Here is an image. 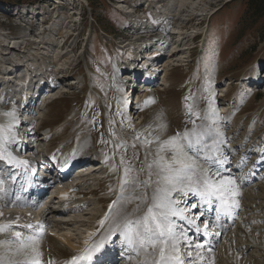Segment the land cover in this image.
<instances>
[{
    "label": "rangeland",
    "instance_id": "rangeland-1",
    "mask_svg": "<svg viewBox=\"0 0 264 264\" xmlns=\"http://www.w3.org/2000/svg\"><path fill=\"white\" fill-rule=\"evenodd\" d=\"M17 1L0 0V40L9 41L11 46L42 38H56V42L42 45L37 52L29 48L26 57L19 55L18 50L13 52L14 59L19 55L22 60H31L21 71L33 68L36 77L26 88L17 85L24 75L14 74V68L8 75L0 74V79L11 82L0 87L3 130L0 134L20 137V132L30 130L33 133L28 144L30 155L37 153L48 162H63L75 151L77 143L83 141L86 148L80 155L88 153L89 158L86 167L76 169L75 175L81 177L87 173L82 177L90 180L68 191L71 197L87 204L85 210L56 216L58 213L52 211L58 209V193L65 188L55 184L34 207L26 209H19L5 196L6 201L0 207V225H10L13 231L26 234L25 221L36 222L42 217L38 225H43L45 231L57 239L60 235L69 237L83 249L84 240L88 241L97 232L100 220L110 213L109 206L113 207L112 203L101 205L98 200L110 193L114 201L118 200L126 170H130L129 178L133 173L140 177L136 186L143 188L142 194L148 196L149 189L143 182L149 178L148 165L156 167L154 161L158 159L161 144L178 134L181 138L186 133L191 135L192 129L203 125L208 131L204 140L217 141L222 150L228 149V154L223 156L228 168L221 176L233 179L237 191H241L235 197L241 194L243 198L239 216L231 215L236 219L229 231L231 237L226 241L220 238L219 244L215 242L213 254L227 264H264V17L247 20L246 0H180L179 4L191 7L182 13L178 9H164L145 14L147 9L152 10L145 4L136 14L139 21L131 19L134 6L119 0H95L90 5L86 0H20V4ZM25 5L36 8L39 16L31 21L37 23L36 28H29L19 18L18 7ZM58 5L66 6L59 11L72 16L71 22L63 24L57 20L41 24L45 15L55 16L57 12L52 9ZM189 16L194 20L184 28ZM44 26H52L55 31L42 35ZM101 27L107 34L101 32ZM170 28L177 29V36L170 34ZM139 37L152 40L138 43L134 50L126 46ZM64 39L67 41L63 45ZM173 50L177 51L176 56L171 55ZM63 53L65 57L55 59ZM59 70L65 72L59 74ZM149 79L154 86L150 90L131 88L130 83H147ZM35 83L44 87L38 101L37 88L34 92L31 89ZM1 88L10 92L2 94ZM131 91L132 95L144 98L143 102L129 106L127 95ZM52 101L56 103L47 109ZM126 106L128 111H123ZM10 112L15 114L14 118L7 115ZM158 121L163 122V130L169 128L161 139L155 138L156 128L160 131L156 127ZM21 139L26 142L25 135L21 134ZM180 143L186 141L181 139ZM167 149L159 155L170 159L172 153ZM189 154L196 155L191 150ZM134 158L139 166L133 162ZM2 160L0 173L5 168ZM10 173L5 184L15 177V171ZM151 180L156 181L157 176L152 174ZM243 180L250 182L243 186ZM100 187L106 190L97 193ZM155 187L152 183V188ZM92 189L95 193L89 194ZM81 192L86 193L81 196ZM181 201L179 207L187 210L184 200ZM198 213L199 210L194 216ZM189 217L194 220L193 216ZM72 219L87 223L70 224ZM10 236L0 233V241L11 239ZM117 241L121 250L122 241L120 238ZM195 243L198 242L191 243L193 247ZM203 247L201 252L210 249ZM195 248L196 253L190 249L193 255L198 252ZM181 250L185 252L184 248ZM0 251V256L6 254L7 246L0 247ZM128 252H117L114 260L106 264H123L120 262L123 254L128 255L125 264H133L134 257L139 259L135 253ZM72 254L64 246L52 262L65 264ZM185 258L189 259L186 254Z\"/></svg>",
    "mask_w": 264,
    "mask_h": 264
},
{
    "label": "snow or ice",
    "instance_id": "snow-or-ice-1",
    "mask_svg": "<svg viewBox=\"0 0 264 264\" xmlns=\"http://www.w3.org/2000/svg\"><path fill=\"white\" fill-rule=\"evenodd\" d=\"M8 116L13 117V112L7 113ZM3 130H0L2 133ZM204 132L193 131L191 135L185 134L182 138H170L164 144H161L157 157L154 161L157 171V180L154 181L156 187L154 188L150 203L149 197L145 194L141 201L147 204L146 211L142 215L130 218L131 214L120 216L114 221V224L109 226L108 235L102 236L98 241H86L84 247L78 255L72 257L71 264H102L101 257L103 251L106 249V242L111 239L112 234L119 230L120 236L123 238L122 243L135 252L136 255L143 256L139 264H197L201 258L197 252L195 258L188 260L185 258V253L181 250V244L187 241L186 232L179 229L173 217L186 221L189 225L195 223L185 214V209L176 206V200L172 198L173 192H180L187 195L192 193L199 197L203 204L211 207L213 203L216 204L217 218L221 214H231L230 209L235 206L238 207V201L234 199L238 195L235 181L228 177L221 176L219 168L213 169L212 164L216 162L214 154L217 149V141H213L211 145L205 143ZM183 139L186 143H180ZM6 141L2 134H0V160L4 159L3 148ZM151 143V141H148ZM199 146V147H197ZM165 148L170 149L172 155L170 159H165L159 153ZM189 150L195 152L196 155H190ZM200 152L204 155L201 156ZM8 162L12 163L14 158L10 155L7 157ZM26 163V162H18ZM149 169L152 165H148ZM130 170H126L125 175ZM152 173L149 172L148 181L143 182V186L148 188L153 181L151 180ZM4 181L0 180V185ZM135 184L134 180L125 179L121 188L123 190L124 184ZM0 191L3 188L0 187ZM114 201L116 204L119 202ZM127 199V198H124ZM111 214L112 205L109 206ZM191 208H197V204H192ZM140 206L134 209V212H139ZM200 215L195 219H200ZM119 216V213L117 214ZM107 219V215L105 217ZM105 220H101L100 224L103 226ZM208 222L204 221L205 229L208 228ZM25 227L31 228L32 225ZM39 229H43V225H39ZM197 233L200 232L199 227L196 228ZM0 233H10L11 239L0 241V247L7 246L10 258L5 259L0 257V264H43L41 253L36 246V237L33 234H24L20 231H13L10 225H0ZM188 242V247L191 248V241ZM196 249H200L203 245L197 243ZM20 256L22 259H14L11 257ZM188 257H193L191 251L187 252ZM51 264V262H50Z\"/></svg>",
    "mask_w": 264,
    "mask_h": 264
},
{
    "label": "bare ground",
    "instance_id": "bare-ground-1",
    "mask_svg": "<svg viewBox=\"0 0 264 264\" xmlns=\"http://www.w3.org/2000/svg\"><path fill=\"white\" fill-rule=\"evenodd\" d=\"M119 1H122V3H126L128 5H133V10L132 12H130V16H131V19H135L137 21H139L138 17L136 14H139V12L141 11L142 7L146 4L148 8H151L152 10L150 9H147L146 13L145 14H149V13H153V12H159V10H170V9H178V13H182V12H188L187 10H190L191 7H189V4L188 5H185V4H179L180 0H119ZM134 2H136V4L134 5ZM153 4H156V8L154 7ZM66 6L63 5V7L61 6H54L53 7V11H56L57 13H55V16H46L44 17L43 21L41 24H48V23H51V22H55V21H60L61 23H70L71 22V18L72 16H67L65 15L64 12L59 11V9H65ZM193 8V7H192ZM58 9V10H57ZM67 10V9H66ZM65 11V10H64ZM160 13V12H159ZM40 14V13H39ZM61 15H64V19H60ZM28 13L26 15H23L22 17L19 16V18H23L22 21L25 22L26 19L28 18ZM38 14L36 15V17H33V19L35 18H38ZM162 17V15H161ZM190 17V16H189ZM160 18V16H159ZM158 18V19H159ZM194 20L193 17H190L187 22H185V26H183L184 28L187 27L188 23H191L192 21ZM37 21V20H36ZM27 26L29 25V23H25ZM37 26V23H30L29 27L32 29V28H36ZM172 29V28H171ZM174 30V29H172ZM55 31V29L50 26L48 28H43L41 33L42 35L44 34H47V33H53ZM143 32L145 30H142ZM60 32H57V34L59 35ZM171 33V32H170ZM174 33H177L178 32H174ZM172 34V33H171ZM194 37V36H193ZM146 40H152L150 38H142V37H139L137 38V40H135V42H131L129 43L128 45V48L131 49V50H134V49H137V47L139 46L138 43H142L144 44ZM67 39H64L63 41V45L66 43ZM53 42H56V38H53V39H39V40H35L34 42H29V41H26L25 43L23 44H20V45H10V42L7 41V42H3L0 40V74H4V75H8L10 74V69H15V72L14 74L18 75L19 73H21V70L24 68V66L26 65H30V59H26V60H22L21 57L19 56L20 53L26 57V55L29 54L28 52V49H33L35 50V52H37L39 50V48L42 46V45H45V44H48V43H53ZM151 42V41H150ZM141 47V46H140ZM29 49V50H30ZM152 48H150L149 50L147 51H150ZM184 48H182L183 50ZM186 49V48H185ZM16 50L19 51V55L16 56V57H19V58H16L14 59V56L13 54L16 52ZM22 50V51H21ZM27 51V52H25ZM14 52V53H13ZM67 53V52H66ZM66 53H63L61 54V56H56L55 59L57 58H62V57H65L66 56ZM147 53V52H146ZM171 55H177V51L176 50H173ZM38 56V55H36ZM31 57V56H30ZM42 59V58H41ZM44 59V58H43ZM54 59V60H55ZM47 60V59H46ZM62 69V68H60ZM61 72H65V70H59V74ZM53 75L52 77L54 76V71L52 72ZM35 72L33 70V68H31V70H29L27 72V74L24 75V77L18 81L17 85L20 86V87H24L27 85L28 83V80L30 79L32 81V79H34L36 77V75H34ZM23 76V75H22ZM135 77L132 78V81H135L134 80ZM1 78L0 79V87L1 86H6L8 84H10L11 82L9 80H5ZM37 83L35 84H32L31 85V89L32 91L34 92V90L37 88V91L39 93V95L37 96L36 100L38 101L39 98H40V95L44 92V87L43 85H38L36 86ZM132 84V86L134 85V82L130 83ZM137 84H140V86H138ZM135 88L137 89H141V91H148L150 90L151 88H153V84H152V81L151 79L148 80L147 83H137ZM6 92H10L9 89L7 88L6 89ZM132 92L131 91V95L127 96L128 97V101H130V104L131 106L133 105V103L135 102H143L144 98H138V96L135 95H132ZM224 92H227V90H224ZM37 94V93H36ZM146 94V93H145ZM144 95V94H142ZM141 95V96H142ZM33 97V96H32ZM30 99V98H29ZM41 99V98H40ZM32 100V99H31ZM13 101V100H12ZM35 101V103L37 102ZM55 101V100H54ZM56 102H51L50 105H48L46 108L47 109H50L49 106H51L52 104H54ZM28 105V104H27ZM128 106V105H127ZM127 106L125 107V109H127ZM26 107V106H25ZM25 107H22L21 109H25ZM125 111V110H123ZM43 115V114H42ZM173 121V120H172ZM162 121H158L156 123V127H159L160 128V131L156 128V130L158 131L157 135L155 136V138L157 139H161L163 138L165 132L169 129L168 127L165 128V130L162 129L163 125H162ZM170 124V123H169ZM44 125V124H43ZM42 125V126H43ZM59 129V128H58ZM1 130V128H0ZM192 131H196V132H204L205 135L204 137H207L208 135V131H207V128L204 127L203 125L202 126H197V128H194L192 129ZM168 133V132H167ZM171 132H169L170 134ZM174 134V133H173ZM14 135V134H13ZM52 135V132L49 134V136ZM4 136V135H2ZM47 136V138L49 137ZM16 137L17 136H10V137H3L4 140L6 141V143L4 144V148H3V154H4V165H5V168L3 169L4 172H1L0 173V180H5L7 181V177L11 174L10 171H14V170H17V174L19 173V170H20V163H18V159H21L20 157H18L14 151H13V148L14 147H10V143L12 142V140H16ZM73 138V136L69 137L67 139V141L65 142V144L69 143V141ZM209 138V137H208ZM214 140V139H213ZM205 143L211 145L213 142L212 141H209L208 140H204ZM29 144V143H28ZM254 144H258V143H255ZM29 146V145H28ZM84 146H85V143L83 141L81 142H78L77 143V146H76V149H74L75 151H73V153L71 154L70 157H68L71 162H75L76 160H79V164L78 166L75 167L74 169V175H75V171L76 169H83L84 167H86L87 164H85L87 161H88V158H89V155H80V151L82 149H84ZM217 151L215 152L214 154V159L216 160L215 163H213L212 165V168L213 169H216V168H219L220 169V172H226L228 168V164H226V160H225V157L223 156H226L228 154L229 151L227 150H222V146L220 145V143H217ZM168 150V149H167ZM139 151V150H138ZM203 153V152H202ZM11 156L14 158L13 162L12 163H9L8 162V159L7 157L8 156ZM202 155V154H201ZM204 155V153H203ZM79 157V158H77ZM164 157V156H163ZM77 158V159H76ZM68 160V159H67ZM67 160L65 162H67ZM133 162L136 163L137 166H139L136 158L133 159ZM135 165V167L137 168V166ZM259 167V166H258ZM95 168V167H94ZM143 168V167H141ZM7 169V170H6ZM10 169V170H9ZM140 170V169H139ZM149 172H153L152 174H155L156 171H157V168L154 167V168H151V169H148ZM232 170V169H231ZM5 171H7V173H5ZM229 172V171H228ZM95 173V171H93L91 174ZM230 173V172H229ZM128 174V173H127ZM77 175V174H76ZM140 175V174H139ZM156 175V174H155ZM11 176V175H10ZM89 176V175H87ZM70 177V176H69ZM123 181L127 178V179H131V180H134L135 181V184H131V183H127V184H124L123 186V190L121 188V184L122 182L120 183V187H119V191H120V196L119 198L123 197L122 199H119V202L114 204V195L110 193V195L108 197H103L101 199L98 200V203L101 204V205H105V204H113V212H111V215H108L107 216V219H105V223L103 226H101V224L99 226H97V229L95 232V234L93 235V237H91V241H98L102 236H105V235H108V229H109V226L113 225L114 224V221L116 219H119L120 216H123L125 214H131L130 215V218H135V216H139V215H142L144 211H146V208H147V204L146 203H142L141 201V198L144 196L143 193V188H140V186H136L137 184V181H139V178L140 177H137V175L135 173L132 174V177L129 178L128 175L126 177L125 173L123 174ZM10 178V177H9ZM13 178V177H11ZM146 178V177H145ZM155 178V177H154ZM80 179V183L76 186V187H80L81 185H84L86 183L89 182V178L88 177H81L79 178ZM111 179V178H110ZM149 178H146L145 181H148ZM151 179H152V176H151ZM67 182V179H63L61 181H59L58 183L57 182H46L44 184V187L42 188H39V187H35L34 189H32V191L30 192V195H31V200H33L32 197H37L39 196V198L41 199V197H43L46 193H48V191L55 185V184H58V187H63ZM250 180H247V181H244L242 182V185H247L249 184ZM7 183V182H6ZM154 183V182H153ZM5 183H3V185H0V187L3 188ZM13 184H11L8 189L10 188V190L12 189V191L10 193H12V197L11 199H14L13 203L16 207H18L19 209H26V208H29V207H34V205H36V203L34 204L33 201H29V202H24V201H20L19 200V195L17 194H14L13 193ZM238 188V187H236ZM76 189V188H75ZM149 189V200H148V203H150V197H151V194L154 190V188H152V184L150 187H148ZM106 189L103 188V187H100L98 189V192H103L105 191ZM89 194H92V193H95V191H93V189L91 191H88ZM238 193H241L240 190H238ZM0 194L2 195V191H0ZM71 195L69 194L68 192V189L65 188V189H62L59 193H58V199L59 201L60 200H64L66 198H72L70 197ZM124 198H127V199H124ZM172 198L174 200H176V206L178 208H180L179 206L182 204V201L181 200H184L183 201V204L185 203V208L187 207V210L185 212L186 215L188 216H193L194 220L196 221V215L194 216L195 213H197V211L199 210V213L197 215H200V211L203 210V215L200 216V219H198L197 221L198 222H203L204 221H208V222H211V223H215L217 224L216 228L213 230V235H211L210 237V234H205L203 233L205 236H208L207 238H210V240L215 243V240H216V237L217 239L220 240V238H223V241H226L227 237H231L232 233L230 234L229 231L230 229L232 228V225H230V223L228 222L229 219L232 220V216L231 215H237V217L239 216L240 214V209L242 208L241 206V202H240V199H243L242 198V195L239 194V197H234V199L236 201H238V207H235L233 206L231 209H230V215L228 214H221L220 215V218L221 220L220 221H216L213 219V217H211L210 215L207 214L206 212V209H204L205 207V204L201 203L200 200H199V197L198 196H195L194 194L192 193H188L187 195L185 194H182L180 192H173L172 193ZM177 198H181V200L177 199ZM39 199V201H40ZM118 201V200H116ZM69 202V201H68ZM197 204V208L193 209L191 208V205L192 204ZM74 205L72 208H76L75 211L71 210V211H64V210H61V209H57L56 211H52L53 213H58L56 214V216H61V215H65L67 216L68 214H75L76 212H81L83 210H85V208L87 207V204L86 203H82V200H79V201H73L71 203H67L66 205ZM137 205L140 206V211L139 212H134V209L137 207ZM70 208V207H69ZM111 209V210H112ZM195 210V211H194ZM22 211V210H21ZM28 211V210H27ZM48 211V210H47ZM119 213V216L117 215ZM48 214V212H45V215ZM2 217V216H1ZM8 218V217H7ZM30 218V217H29ZM40 219V218H39ZM185 224L189 225L186 221L182 220ZM35 220L29 222V223H34ZM181 221H176V223L179 225V229H185V226H182V223H180ZM58 223V222H55V224ZM69 223L70 224H80V225H86V221L85 220H69ZM248 223V222H247ZM28 223L24 224V225H27ZM54 224V223H53ZM64 224V223H62ZM23 226V225H22ZM190 227H192V225H189ZM25 227V226H24ZM16 228H19L18 226H16ZM26 230V234H33L35 235L36 237V246L38 247L40 253H41V259H42V262L43 264H54L52 261H56L54 260L55 256H56V253L58 252L59 249H62L64 246H67L68 248H70L71 252H73V256L75 255H78L79 252L82 250L79 246L75 245L74 243H72V241L69 239V237H66V236H59L58 239L56 237H54L52 234H49L47 231H45L44 229H39V225L37 226H33L31 228H27L25 227ZM20 229V228H19ZM245 229V228H244ZM16 230V229H15ZM17 231V230H16ZM186 231V235L187 234V231L188 229H185ZM196 229L193 228V231H191V236H187V241H192V242H198L199 244L201 243L204 244L206 241H207V238H205V236H202L199 240H195V235L194 237L192 236L194 233H196ZM246 232V231H245ZM206 233H209L208 230L206 231ZM118 234L119 233V230L116 231V233L112 234L111 236V239L108 240L106 242V249L103 251V255L102 256H106V258L102 261V264H106L107 261L112 262L114 259H112L111 257H109V252L110 254L114 252L113 248L116 246V250L117 251H121L122 252V249L119 250V243L118 241L116 242V240L118 239ZM249 236V235H248ZM255 236V235H254ZM11 237V236H10ZM245 239V238H244ZM202 240V241H201ZM229 240V239H228ZM186 242V244H184L185 242H182L181 244V249L184 248L185 250V254H186V257L187 256V252L192 248L194 250L195 246L191 248L188 247V242ZM201 241V242H200ZM210 241V242H211ZM191 242V243H192ZM221 242V241H220ZM85 243V241H84ZM113 244V245H112ZM219 244V243H218ZM111 245V246H110ZM185 245V246H184ZM196 245V243H195ZM253 245H256V244H253ZM109 246V248H108ZM204 247H209V246H204ZM203 247V248H204ZM217 247V244L214 246V248ZM108 248V249H107ZM213 248V249H214ZM243 248V247H242ZM112 249V250H111ZM196 249V248H195ZM213 249L210 250V249H206L204 251H200L201 249H196L199 253V256L201 257L198 261H197V264H203L205 261L207 262L206 264H227V261L224 262V259L223 258H218L217 256H215L213 254ZM226 250V249H225ZM242 250V249H241ZM124 251V250H123ZM191 251V250H190ZM195 252V250H194ZM235 252V251H234ZM6 254H3V256H0V257H3L5 259H8L10 258V254L8 253V251L6 252ZM66 252L63 253L62 256L65 255ZM123 253V252H122ZM129 253V252H128ZM132 253H135V252H132ZM196 253V252H195ZM194 253V254H195ZM130 254V253H129ZM0 255H2L1 251H0ZM121 255V254H120ZM133 255V254H132ZM136 255V253H135ZM137 256V255H136ZM196 255H193V257H189L188 260H191L193 258H195ZM115 257V256H114ZM128 257V255H127ZM126 257V259H127ZM134 257V256H133ZM11 258H14V259H22V257L20 256H16V257H11ZM72 258V256H71ZM102 258V257H101ZM137 258V257H136ZM135 257L131 259V261L133 260V264H139V261L143 259V256H139V259H136ZM207 258V259H206ZM225 258V257H224ZM124 259V258H122ZM129 259H130V256H129ZM235 260V259H234ZM125 260L121 263L125 264ZM237 262V261H236Z\"/></svg>",
    "mask_w": 264,
    "mask_h": 264
},
{
    "label": "trees",
    "instance_id": "trees-1",
    "mask_svg": "<svg viewBox=\"0 0 264 264\" xmlns=\"http://www.w3.org/2000/svg\"><path fill=\"white\" fill-rule=\"evenodd\" d=\"M95 0H86V2L90 5V2H94ZM20 0L16 3L20 4ZM245 15L249 16L247 20H256L257 18L264 17V0H246V10ZM256 18V19H255ZM96 20V19H94ZM101 32L103 34H107V31L101 27Z\"/></svg>",
    "mask_w": 264,
    "mask_h": 264
}]
</instances>
